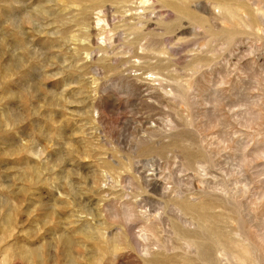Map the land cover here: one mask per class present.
Instances as JSON below:
<instances>
[{
	"label": "rangeland",
	"instance_id": "374dc122",
	"mask_svg": "<svg viewBox=\"0 0 264 264\" xmlns=\"http://www.w3.org/2000/svg\"><path fill=\"white\" fill-rule=\"evenodd\" d=\"M182 1L0 0V264H264V0Z\"/></svg>",
	"mask_w": 264,
	"mask_h": 264
},
{
	"label": "bare ground",
	"instance_id": "6f19581e",
	"mask_svg": "<svg viewBox=\"0 0 264 264\" xmlns=\"http://www.w3.org/2000/svg\"><path fill=\"white\" fill-rule=\"evenodd\" d=\"M108 1H114V0H108ZM143 1H147V0H143ZM157 1H161L164 5H167V4H170V5H172L176 10H179L180 12L182 11V12H184L185 10H186V8H187V5L184 3V1H182V0H179V2H173V3H171V2H164V0H157ZM202 3V2H201ZM26 9V8H25ZM263 13V12H262ZM230 14V13H229ZM2 16H4V15H2ZM263 16V15H262ZM1 17V16H0ZM26 17V16H25ZM262 20V19H261ZM0 22H5V24L6 23H9L10 25H14L15 26V28L17 29V32H19V33H21V30H22V26H21V23H20V21L18 20V18L17 17H15V16H11V17H7L6 19H2V17L0 18ZM31 22V21H30ZM32 23V22H31ZM189 31V30H188ZM4 39V38H3ZM19 39V38H18ZM19 40H22V38H20ZM7 43V42H6ZM10 45V44H9ZM16 45V44H15ZM11 47L13 46L14 47V45H10ZM2 48V44H0V49ZM17 48V47H16ZM22 49V48H21ZM35 54V53H34ZM14 58V57H13ZM17 63V62H16ZM10 67H12V66H10ZM18 69V68H17ZM19 71V70H18ZM17 71V72H18ZM4 73H5V71H4ZM36 74V73H35ZM35 74L33 75L34 76V78H35ZM30 77V76H29ZM39 77V76H38ZM38 77L36 78V79H38ZM33 78V79H34ZM25 82H28V81H26L25 80ZM32 82H33V80L31 81V84H32ZM34 82H36V81H34ZM41 82V81H40ZM39 82V83H40ZM38 83V84H39ZM30 84V83H29ZM29 84L27 85V87L29 86ZM34 84H36V83H34ZM23 85V84H22ZM40 85H41V83H40ZM39 85V86H40ZM24 86V85H23ZM23 86H21V88H25V87H23ZM31 87V89H33V87L32 86H30ZM29 87V88H30ZM28 88V89H29ZM20 89V88H19ZM38 89H40V88H38ZM37 89V90H38ZM11 90V89H10ZM25 89H23V91H24ZM27 90V89H26ZM25 90V91H26ZM7 91V90H6ZM13 92V91H12ZM16 92V91H15ZM17 92H18V90H17ZM20 92H21V90H20ZM33 93V92H32ZM13 94H15V93H13ZM17 95V94H16ZM19 96V95H18ZM11 97V96H10ZM23 97V96H22ZM31 173V172H30ZM143 174V173H142ZM139 176H140V174H139ZM143 176V175H142ZM141 176V177H142ZM143 178V177H142ZM143 179H145V178H143ZM146 181V180H145ZM129 182H130V180H129ZM131 183V182H130ZM151 183V182H150ZM157 183V182H156ZM6 220V219H5ZM8 221H9V219H8ZM68 241V240H67ZM31 250H33V249H31ZM33 251H37V250H33ZM32 252V251H31ZM38 252V251H37ZM33 254V253H32ZM35 254V253H34ZM38 255V254H37ZM40 255V254H39ZM30 257V256H29ZM35 257V256H34Z\"/></svg>",
	"mask_w": 264,
	"mask_h": 264
}]
</instances>
